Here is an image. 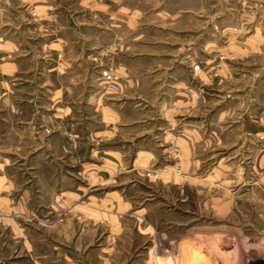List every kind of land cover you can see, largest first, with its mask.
I'll return each mask as SVG.
<instances>
[{
  "label": "crops",
  "instance_id": "0c3cea01",
  "mask_svg": "<svg viewBox=\"0 0 264 264\" xmlns=\"http://www.w3.org/2000/svg\"><path fill=\"white\" fill-rule=\"evenodd\" d=\"M132 1L0 0V206L31 217L34 264H197L205 162L264 133L259 93L232 118L235 71L196 7L207 0Z\"/></svg>",
  "mask_w": 264,
  "mask_h": 264
},
{
  "label": "rangeland",
  "instance_id": "374dc122",
  "mask_svg": "<svg viewBox=\"0 0 264 264\" xmlns=\"http://www.w3.org/2000/svg\"><path fill=\"white\" fill-rule=\"evenodd\" d=\"M124 2L134 5L132 0ZM196 7L212 10V23L216 24L213 41L217 43L214 46L219 45V42L229 44L223 56L235 71L234 78L229 81V100L235 101L231 105L232 118L239 120L243 111H250L247 99L243 98L246 89L250 94H260L256 97L260 99L261 105L257 107L260 110H253V118L264 124V116H261L264 114V0L197 1ZM187 56L194 58L191 53ZM241 74L246 75L245 80L239 76ZM236 137L237 141L240 139L239 142L233 144L232 140L221 153L214 151L217 158L223 155L222 162H205L206 171L203 174L209 172L206 174L207 179L199 177V182H202L200 185L196 180L193 181L200 192L194 193L196 223L190 227L194 228L193 235L197 243L205 247L202 252H196L199 258L197 264H264V133L260 135V142L254 140L253 144L247 142L241 145L239 134ZM258 152L260 156L249 159V162L242 159L247 155H257ZM236 153L240 158L235 157ZM226 164L232 167L227 176L215 173L214 169L218 170ZM177 166L180 167L179 172ZM152 170H158L160 176H149L147 173ZM173 172L181 174L178 163ZM161 173L159 167H150L146 171L148 177L156 179L161 177ZM244 181L249 183L241 186ZM209 197L213 208L199 209V204L203 200L208 201ZM221 199L228 201L227 210L218 206L217 202ZM216 204L217 207H214ZM63 219L64 215L60 214L59 220ZM31 222V217L22 210L0 206V264H34V258L28 252V248H31L28 245V227L33 226Z\"/></svg>",
  "mask_w": 264,
  "mask_h": 264
},
{
  "label": "built area",
  "instance_id": "2783aa9c",
  "mask_svg": "<svg viewBox=\"0 0 264 264\" xmlns=\"http://www.w3.org/2000/svg\"><path fill=\"white\" fill-rule=\"evenodd\" d=\"M199 68H200L199 63H195L194 64V69L195 70H198ZM100 78L105 82V84L109 88L114 89V90L119 89V85H118V83L116 81L115 74L113 73V71H112L111 68L106 67V68L101 69V71H100ZM44 130L47 133H50L51 132V129L48 128V127H45ZM176 170H177V172H179L180 171V167L177 166ZM147 174L149 176H154V177L160 176V172L158 170L149 171Z\"/></svg>",
  "mask_w": 264,
  "mask_h": 264
}]
</instances>
